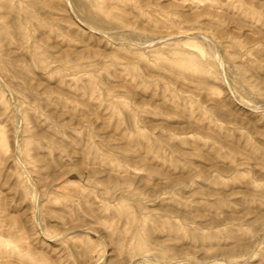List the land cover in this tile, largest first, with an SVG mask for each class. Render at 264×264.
Here are the masks:
<instances>
[{
    "label": "rangeland",
    "instance_id": "obj_1",
    "mask_svg": "<svg viewBox=\"0 0 264 264\" xmlns=\"http://www.w3.org/2000/svg\"><path fill=\"white\" fill-rule=\"evenodd\" d=\"M0 264H264V0H0Z\"/></svg>",
    "mask_w": 264,
    "mask_h": 264
}]
</instances>
